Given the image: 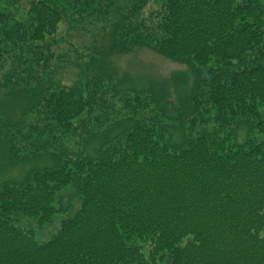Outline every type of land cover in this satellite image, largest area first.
Segmentation results:
<instances>
[{
  "label": "trees",
  "instance_id": "16d2710c",
  "mask_svg": "<svg viewBox=\"0 0 264 264\" xmlns=\"http://www.w3.org/2000/svg\"><path fill=\"white\" fill-rule=\"evenodd\" d=\"M127 1L128 8L115 0H5L26 13L18 20L0 11V69L7 70L0 90L8 94L29 92L41 79L35 65L47 70L57 57L47 40L58 44L60 24L85 20L97 5L103 31L114 35L112 51L148 44L208 68L210 77L181 100L180 116L168 117L152 95L139 103L149 112L141 118L142 107L128 105L131 117L124 106L121 119L106 112L114 123L103 131L82 127L81 118L107 107L97 95L103 87L37 89L25 113L35 111L42 125L24 133L16 122L9 149L51 165L0 183V264H264V0ZM150 1L159 8L140 17ZM242 124L249 136L239 141ZM76 133L85 135L80 152L68 146ZM69 189L80 207L39 243L23 220L50 221Z\"/></svg>",
  "mask_w": 264,
  "mask_h": 264
},
{
  "label": "rangeland",
  "instance_id": "374dc122",
  "mask_svg": "<svg viewBox=\"0 0 264 264\" xmlns=\"http://www.w3.org/2000/svg\"><path fill=\"white\" fill-rule=\"evenodd\" d=\"M115 1L122 8L130 6L127 0ZM0 7V11L15 12V19L24 20L26 17L24 8L20 5L11 9L8 8V3L5 0H1ZM116 7L118 6L115 5L113 9ZM100 8L97 5V11L88 14V18L81 22L68 20L60 24L58 32L54 35L58 44H52L50 39L47 42L56 50L57 57L60 55L62 58H66L65 62L56 63L58 61L56 57L48 62L50 68L47 70L43 69V63L35 65L38 67L37 71L40 73L41 79H35L31 82V88L27 89L30 93L8 94L7 89L0 90V134L7 133L6 137H0V183L7 180H23L35 167L51 165L49 157L40 156L35 159L23 160L16 158L12 149H9L8 142L13 141L18 134L15 133L12 140L7 138L8 134L17 132L16 126H14L16 122H19V127L24 133L30 129L31 125L33 127L42 125L41 120L35 119V111L25 113L31 104L30 97L37 92V89L40 91V88L54 87V85L69 87L80 83L87 94V91L95 90L96 85L103 87L97 95L102 94L105 97L104 105L107 107L98 106L95 108V112L91 114L92 116L86 114L81 117L85 120L82 127L88 130L96 128L103 131L109 129L114 123V121L106 120V112L111 113L113 117L117 115L121 119L123 113L122 115L120 113L124 111V106L142 107L138 110V117L141 118L142 115L149 112L146 107L139 106V103L148 96L150 99L152 95L156 96L158 100L155 103L156 107L164 110L168 117L176 118L180 116L181 100L191 96L199 80L209 79L208 68L196 66L189 61H179L166 57L148 44H139L124 52L112 51L111 45L115 40L114 35H111V28L108 29V24L106 26L108 30L103 31L104 24L101 20ZM103 8H106V5H103ZM157 8H159V4L150 1L142 10L140 17L148 19L153 17ZM120 13L118 14L120 15ZM77 16L81 18V15ZM84 16L86 17V15ZM114 17L115 21L119 20L116 18V14ZM137 19L138 21L142 20L139 17ZM13 24L11 22L10 27H13ZM94 52H97L98 55ZM93 55L98 56L96 60H92ZM6 71L0 69V80L5 79L4 73ZM47 71L50 73L44 74ZM117 110L121 111L116 113ZM125 112L128 113L127 116L131 115L132 117L134 109L132 112V108L127 107ZM152 113L154 111H151L150 114ZM97 117L99 120H96ZM81 118L79 120L83 121ZM5 120L12 121L11 129L10 126L2 123ZM80 121H75L77 127L81 126ZM174 123L178 124V122ZM186 126L188 129L186 132H189L190 127L188 128V126L190 125ZM199 129L200 126L198 125L197 130ZM80 131H83V128L80 127ZM236 131L239 141H244L249 136V126L247 125H239ZM71 138L68 146L73 151L80 152L83 148L81 142L85 135H77L76 133ZM35 139L31 142L39 143L42 141L41 138ZM26 145L29 144L26 142ZM13 159L17 161L12 162ZM58 196L56 206L61 210L54 214L50 221L40 225L35 218L23 220V227L32 230L39 243L47 242L57 234L61 230L64 220L80 207V197L73 189L63 190ZM144 251L148 253V248L145 247Z\"/></svg>",
  "mask_w": 264,
  "mask_h": 264
}]
</instances>
